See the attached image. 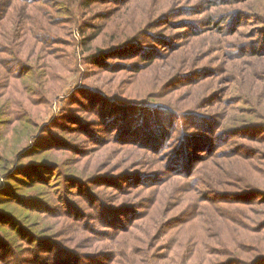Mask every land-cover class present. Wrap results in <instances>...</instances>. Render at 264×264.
I'll use <instances>...</instances> for the list:
<instances>
[{
	"label": "trees",
	"instance_id": "obj_1",
	"mask_svg": "<svg viewBox=\"0 0 264 264\" xmlns=\"http://www.w3.org/2000/svg\"><path fill=\"white\" fill-rule=\"evenodd\" d=\"M46 1L0 0V10L5 12L0 19V54H3L0 57V195H9L8 199L0 198V264H93V258L95 264H100L99 258L112 245L111 242L121 245H116L115 249L123 251L128 261H131V248L140 250L150 246L156 251L157 262L177 264L175 258L180 254L179 250L174 252L172 258L169 252L163 255L162 250L168 251L166 244L169 241L175 248L177 243L179 245L178 240L182 239L180 232L192 226L200 214V204H226L221 207L224 210L221 211L223 220L220 219L225 226L217 227L222 232H232L239 243L237 248L219 243L203 258L204 264H237L244 259L251 260L247 264H264V215L246 223V228H255L251 231H242L227 221L232 214L229 212L231 209L244 213L243 206L256 205L264 210V183L256 176L252 177L255 183L250 181L248 171L245 174L247 177L238 181H249L254 185L251 186L253 189L228 192L221 189L222 177L219 176V171L227 162H231L230 165L234 167V163L243 161L247 162L243 165L247 167L260 156L264 159V0H207L208 7L202 5L206 13H197L200 17L194 20L182 19L188 15L183 6L185 3L178 1L175 4L171 13L176 16L173 22L175 26L171 31L190 27L189 40L174 46L169 43L165 49L166 55L161 53L148 58V65L144 68L135 67L133 71L138 74L131 83L153 72L151 70H155L160 61L165 65L178 54H186L175 74L178 79L185 76L192 78L187 84L189 87L196 86L198 93L186 97L189 99L177 100L176 92L183 86L178 85L172 98L167 100L161 97L162 104L134 99L123 91L112 92L113 100L107 101L110 97L106 93L84 85L83 81L73 94H84L91 105L77 101L73 95L70 98L77 106L73 105V109L62 107L58 116L51 120L48 119V105L61 89L52 87L60 75L53 73L49 60L57 54V49L53 45L42 47L41 41L34 36V28L22 26L27 15L40 7L37 2L43 8L51 9H41L37 29L48 33L52 41L57 39L56 42L60 43L63 39L54 31L59 30L49 25L52 14H57L70 28V34L75 29L81 35V45L87 51L85 59L82 58L85 67L98 64L97 61L104 70L117 65L101 63L105 50H96L100 55L93 53L95 48L92 42L101 30L92 33L99 26L93 25L91 28L85 17L93 14L94 2L79 1L85 10V16L79 19L76 0H57L58 3L53 6L49 0ZM201 1L190 0L198 6ZM222 7L233 9L232 14H226L220 9ZM19 8H22L23 17L17 19L20 24L14 25L11 22L12 15ZM234 12L238 16L232 18ZM163 15L151 13L145 26L155 24ZM229 18L236 20V23L226 32L228 39L221 40L222 44L204 53L198 59L197 68L188 70L191 68L188 54L197 41L203 38L213 40L217 34L212 29L213 25L217 21L218 24H226ZM95 21L98 19L95 18ZM248 22H253V26L245 34L242 29ZM8 27L20 28L21 37L15 36L13 41L3 32ZM121 34L124 35L123 32ZM155 36L156 40H163L164 37L160 34ZM23 41L33 46L31 54L19 50ZM130 41H119L110 45V48L117 52L122 43ZM62 44L65 47L64 54H73L71 60H76L74 67L81 66L80 57L75 54L76 47L71 41L64 38ZM212 54L218 56L217 65L211 61ZM133 63L137 65L138 61ZM212 68L217 74L211 71ZM67 71H70L69 67ZM164 73L157 71L156 80L163 78ZM184 93L189 94V90ZM96 96L99 99L97 102ZM121 97L129 98L127 104L118 101ZM213 103L218 105L216 109L204 110ZM100 104H103L102 107ZM110 106L113 107V113L108 109ZM76 108L97 117L82 119L73 116L71 111ZM129 110L133 111L126 112ZM123 116L131 119V125ZM138 116L141 126L133 123V118ZM151 116L161 119L160 126L149 124ZM61 118L76 121L68 128L62 125ZM117 119L116 128L112 130L116 132L111 133V137L93 141L101 140L103 136L97 137L98 129ZM189 119L194 124H189L191 127L188 126ZM144 124H149L151 129L148 130ZM137 130H144V134L135 138L129 136ZM9 131L18 134V141L10 151L5 147ZM56 134L61 136L63 147H53V142L58 141L51 139L47 142L48 147L41 150L47 146L41 145L44 136ZM210 135L215 137L214 144ZM220 136H234L237 141L219 144ZM128 137L132 139L128 140ZM198 139L203 141L197 143ZM113 152L117 155V161L113 159V163L105 165L103 169L114 167L111 172L118 173L105 176L100 172L105 160H100V154L97 153L107 157ZM88 153L91 154L88 156ZM192 159L196 162L195 166L191 165ZM221 160L224 161L220 165ZM171 187L179 194L176 199L164 195ZM145 194H152L151 201L144 198ZM213 194L218 199H213ZM246 196L251 197L247 199ZM192 200L194 203L189 204ZM144 202L149 204L148 207H144ZM164 204H171L170 208L175 207L176 210L180 207L192 210L191 217L182 220L181 227L175 233L170 232L174 230L171 222L175 218L165 219L170 208L165 214H159ZM153 207L155 212L159 207L157 213L164 218H158V222L152 221V225L149 221L143 224L154 215H150ZM144 208H147L145 212L142 211ZM118 214L126 215L124 226L116 224L115 216ZM225 215L227 220L224 219ZM174 216L177 217V214ZM237 224L244 225V222L239 221ZM249 232L262 238L254 237ZM201 243L202 239L200 244L192 247L199 246L196 252L192 251L190 261L202 258L199 256L204 248ZM222 252H226L223 258L217 256ZM113 254L111 261L115 259L114 264H118L122 253ZM146 258L149 264H154L151 255L146 253ZM184 264H189V261Z\"/></svg>",
	"mask_w": 264,
	"mask_h": 264
},
{
	"label": "rangeland",
	"instance_id": "obj_2",
	"mask_svg": "<svg viewBox=\"0 0 264 264\" xmlns=\"http://www.w3.org/2000/svg\"><path fill=\"white\" fill-rule=\"evenodd\" d=\"M48 1V0H47ZM46 1V2H47ZM80 0H76L77 5L79 6V12H78V18L82 19L85 16V10L83 6H80ZM87 2H94L95 3V8L93 10V14L87 15L85 17L87 19V23L93 27V25L99 26L98 28H95L92 30V33L97 32L98 29L101 30L100 35L97 36V38L92 42L95 50L94 54H98V49H103L106 52L104 53V61L102 60L101 63L106 64V63H114L117 66H112L109 67L108 70H104V68H101L99 65L100 62L97 61L98 64H90L85 67L86 64L83 63L84 56L87 54V51L85 50V47L82 46V38L81 35H79L75 29L71 30L70 34V28L68 27L67 24L63 23V20L59 18L57 14L53 15L52 14V22H49V25H53V27H56L57 30H54L56 32V35H59L64 38L69 39L71 43L76 47L75 49V54L80 57L81 60V66L77 65V67H74V61L71 60L73 57V54H64L65 47L62 44L63 40L59 43L56 42L58 41H52L50 39V36L48 33L37 29V26H39V17H40V11L46 10V11H51V9H45L43 8V5L40 2H37L40 7H37L33 11H31L28 15L24 23H22L23 27H33L35 32L34 36L41 41V45L49 47L53 45L52 47H56L57 49V54L52 56V59L50 60V65H51V70L53 73H56L60 75V77L56 80V82L53 83V89L58 90L59 87H61L60 91L55 93L50 106L48 105L50 111H49V120H51L54 116H58L57 114L61 112L62 107H69L70 109H73L74 104L72 101L71 96H73L75 89L79 87L81 84L84 85H89L92 86V88L97 89L98 91L102 93H106L108 97H110L107 101H112L113 94L112 92L119 93L121 91L126 93V96L128 97H133L134 99H143L145 102H151V103H160L162 104L161 97L164 96L165 99L168 100V98H172L175 88L178 87V85H183L178 92H176L177 100L180 101L182 99H189L186 97H192L193 95H196L198 93L197 87L188 86V82L192 80L190 76H185V78H180L178 79L177 75L175 72L178 70V68L182 65L183 63V57L186 54H178L177 57H175L172 61L165 62V65L162 64L163 62H159L158 67H155V70H151L153 72L147 73L146 75L140 76L136 79L134 83H131L132 79L135 78V76L138 74L133 69L135 67L137 68H144L147 66V59L150 57H156V55L164 53L163 55H166L165 49L168 47V44L170 43V46H174L177 44H182L185 43L186 41L189 40V33L192 31L190 27L184 28L180 31L173 30L171 29L175 26L173 22L175 21L174 19L176 16L171 15L173 13L175 4L178 1H182V3H185L183 6H185L186 12L188 13L187 18L183 16L182 19L184 20H194L196 17H200L199 15H196L197 13H206L205 12V7L207 6V0L201 1L200 6L198 4H194L193 2H190V0H85ZM48 2H51L50 5H56L58 3L57 0H49ZM192 3V4H191ZM221 3V2H218ZM202 5H205L203 8ZM61 4L59 2L58 7H60ZM22 8H19L18 11L15 13L13 12V21L12 24H20L17 22V19H21L23 17V14L21 12ZM224 11H226V14H232L233 9L230 8H225L222 7L220 8ZM51 13V12H48ZM151 13H164L163 16L159 18V21H157L153 25H147L145 26V23L148 21V17ZM5 12L3 10H0V19L4 16ZM238 15L234 12L233 17H237ZM95 18L98 19V21H95ZM232 18H229V20L224 23L218 24L217 22L213 25L212 29L217 32V34L214 36V39H208V38H203L199 41H197L196 45L194 46V49L191 51L189 56V63L191 64V68L188 70H192L197 68V62L198 59L204 54L208 53L209 51L215 49L220 43L222 44L221 40L223 39H228L227 38V31L235 27V21H232ZM232 21V22H231ZM39 22V23H38ZM166 23V25H165ZM218 24V27L217 25ZM154 28L150 29L149 27L154 26ZM224 25V26H223ZM233 26V27H232ZM253 26V22H248V25L245 26L244 29H242L243 32L248 33L250 28ZM166 28V30H165ZM136 29V31H134ZM220 29H222L220 31ZM1 30V29H0ZM3 32L11 37V39L14 41L15 36L21 37V30L20 28H12L8 27L3 29ZM121 32L124 33V35L121 34ZM1 33V31H0ZM155 34H160L164 36L162 39L163 40H156ZM149 35V36H148ZM248 35V34H247ZM125 39L131 40L130 42L127 43H122L121 46H119L118 51L114 50L113 48H110V45H113L119 41H124ZM139 42H138V41ZM211 40V41H210ZM167 41V42H166ZM24 44L22 47H19V50L22 51L23 53H29L31 54L34 51L33 46L27 42L23 41ZM77 43V45H75ZM218 44V45H217ZM97 46V47H96ZM154 47L153 49L148 48ZM145 50H147L145 52ZM69 51V50H68ZM108 53V54H107ZM83 54V55H82ZM103 54V55H104ZM0 57H3V54H0ZM145 59L141 60L140 58ZM83 58V59H82ZM218 56L215 54L211 55V61H214V65L218 64ZM134 61H138L137 65H134ZM39 62V61H38ZM205 63V62H203ZM196 65V66H195ZM15 67V66H14ZM64 69H63V68ZM67 67H69L70 71H67ZM219 68V67H218ZM20 69V68H19ZM187 70V71H188ZM160 72H165L164 77L161 78L160 80H156V75ZM213 73L217 74V71L212 68ZM184 75H187L185 73ZM214 75L213 77H215ZM215 79H217L215 77ZM215 85L214 87H216ZM218 87V86H217ZM115 88V89H114ZM80 89V88H79ZM78 89V90H79ZM189 90V94H185V91ZM85 91V90H84ZM187 93V92H186ZM179 94V95H178ZM75 99L81 103H85L88 106L91 104L88 102L87 97L81 93H76L74 95ZM120 102H123L122 104H127V100L129 98L126 97H121L118 98ZM96 102L99 100L98 97H95ZM133 100V99H131ZM150 104V103H148ZM103 104H100V107H102ZM150 107V106H148ZM218 105L216 103H213L211 106L208 108H204V110L209 109L213 110L216 109ZM113 107H109V111L113 113V110L111 109ZM209 110V111H210ZM133 111V110H132ZM132 111H126V112H132ZM73 116H80L82 119H86L87 117H92L96 119V115H91L89 112H85L81 109H75L71 111ZM110 113V114H111ZM130 114V113H129ZM156 117H158V114L154 113ZM64 117V116H62ZM125 117V116H123ZM132 117V116H131ZM46 118V117H45ZM47 119V121H48ZM125 119L128 121V125H131V119L128 117H125ZM134 122L136 125L141 126V119L138 117L133 118ZM63 120L62 118L60 121ZM139 120V121H138ZM76 121L75 119L73 120H63L62 125L65 127H70L73 125L72 123ZM118 119L115 120L114 122L109 123L107 125H103L101 129H98L99 134L97 135L98 138L102 136L101 140H93L94 142L96 141H102L105 140L109 137H111V133L116 132L115 130L112 132L114 128H116V123H118ZM151 121V122H150ZM149 124H156L157 126H160L161 119L160 118H151L149 119ZM191 122V123H190ZM47 123V122H46ZM149 124L145 125L148 127V130L151 129L149 128ZM194 125L191 121V119L188 120V126L191 127L190 125ZM144 134V130H137L132 132L129 136L132 138L135 137H141ZM69 138H73L71 135H66ZM128 137L127 139L131 140L132 138ZM212 138V143L214 144L215 137L213 135H210ZM53 139L58 142H53L54 145L53 147L57 148L59 146L63 145L61 144V136L57 135L52 136V137H47L44 136L43 142L41 145H47V142ZM90 138H88L89 140ZM18 141V134L17 133H12L8 132L6 135V149L8 151L11 150L14 144H16ZM200 141H203L202 139H198L197 143ZM224 141V142H223ZM230 141H237V139L234 136H220L218 143L223 144L227 143ZM44 143V144H43ZM108 145V144H107ZM106 145V147H107ZM47 146H43L41 150H44L47 148ZM109 147H112L110 145ZM201 149V148H200ZM263 150V149H262ZM92 153V152H91ZM88 153V156L91 154ZM136 154H139L138 152H135ZM100 154V160H105L103 165L101 166L100 172L105 174H111V173H118V172H111L110 166L107 168H104L105 165L113 163V159L117 158L116 153H112L111 156H105ZM149 159V157H147ZM117 161V159H116ZM224 160L220 161V165ZM144 162H146L144 160ZM264 159L263 156H260L259 159L251 162V165L249 164L247 167H244L243 161H239L238 163H234V167L230 165L231 162H227L225 165L222 166V170L219 171L220 174L219 176L222 177L221 181V189L222 190H227L228 192H235V191H246L253 189L251 186V183L249 181H245L244 183H241L238 181V179H245L247 176V172L249 171V177L250 181L254 182L252 180L253 176H256L260 182L264 183ZM263 163V164H262ZM194 164L196 165V162L191 160V165ZM188 165V164H187ZM116 169V168H115ZM104 183H108V185L111 184V182H107L105 180H102ZM255 183V182H254ZM127 187H130V184L127 185ZM256 187V186H255ZM111 189V188H110ZM114 195V193H113ZM164 195H171L173 196L174 199L178 197V192L176 191L175 188H170L167 191H165ZM200 195V194H199ZM198 195V196H199ZM200 197V196H199ZM213 199H218V196L212 195ZM251 197V196H250ZM249 196H246L247 199L250 198ZM0 198L2 199H8L9 195L6 194H1ZM144 198L147 199V201H151L152 199V194H145ZM194 203V200H192L189 204ZM144 207H148L149 204L146 202L143 203ZM234 205H239L237 203H233ZM171 204H164L161 207V210L159 211V214L163 212V214L166 213V211L170 208ZM226 204H222L221 206L215 205V204H210L204 206L203 204H200L199 206V216L197 219L194 221L192 226L187 227L186 229H183L181 233L182 239H179V245L177 243L176 248L173 247V243L169 241L168 244H166V247L168 248V251L162 250L163 255L170 253V258L174 257L175 255L174 252L176 250L180 251V254L175 258V261L177 264H184L185 262L189 261V264H204L203 258L207 257L211 252V249L214 248L215 246H218L219 243H225L226 245L229 244L231 247L237 248L239 243L238 241L234 238L232 232H222L217 226H225L224 223L220 220L223 218L221 217L222 215V209ZM151 208V207H150ZM149 208V209H150ZM245 212H240L238 209H231L229 212L232 213L230 214V219L228 218L225 219L226 215L224 216V219L229 221V223L235 227L237 226L239 229L242 231L246 230H254L255 228H246L248 227L246 223H248L251 219L257 217H261L264 215V210L260 206L256 205H251V206H243L242 207ZM147 208H144L142 211H146ZM155 207L152 208V212L148 219H146L145 222H150V225H152V221L155 220V222L160 221L159 219H163L164 216H159L157 211L159 207L157 208L155 212ZM142 212V213H144ZM156 213V214H155ZM177 214V217L174 215ZM192 215V210L187 209H181L178 208L177 210L175 207H172L168 210L167 216L165 219L169 218H175L173 222H171V228L174 230H170L171 233H175L177 229H179L182 225V220L184 219H189ZM117 219L116 224L118 226H124L125 225V220L126 215L124 214H118L115 216ZM159 218V219H158ZM239 221L244 222V225H238L237 223ZM114 227H117L115 223H112ZM120 224V225H119ZM139 228V227H138ZM251 235H255L254 237H257L258 234L255 233H248ZM262 238L261 236H258ZM148 239V238H146ZM200 239H202L201 245H204V248L202 249V254L199 256H202L200 260H189V256L191 255L192 251L196 252L197 248H192L194 247V244H200ZM152 241V240H151ZM110 245L103 253L99 260L101 261L100 264H108V262L111 261L113 258L114 254L113 252H120L122 253L120 256V262L118 264H149L150 261L146 258V253L148 255L152 256L154 264H163L159 263L156 260V251L151 248L150 246L148 247H142L140 250H136L131 248L130 250V259L131 261H128L126 257L123 254V251H117L115 249L116 244ZM172 243V244H171ZM121 246V245H117ZM203 247V246H202ZM42 249V248H40ZM223 249V248H222ZM135 251V253L133 252ZM143 251V252H142ZM142 252V253H139ZM138 253V254H137ZM226 252L219 253L217 256L223 258ZM159 255V254H157ZM169 256V255H168ZM1 258V257H0ZM93 258V264H95ZM218 259V258H216ZM142 261V262H141ZM149 261V262H148ZM250 259L246 260H241L237 264H247L250 263ZM114 261H111L110 264H114ZM167 262V261H166ZM168 263V262H167Z\"/></svg>",
	"mask_w": 264,
	"mask_h": 264
}]
</instances>
